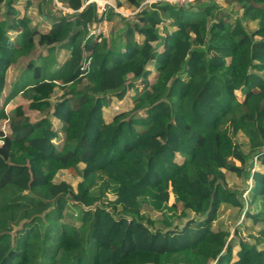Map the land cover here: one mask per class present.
Masks as SVG:
<instances>
[{"label":"trees","instance_id":"obj_1","mask_svg":"<svg viewBox=\"0 0 264 264\" xmlns=\"http://www.w3.org/2000/svg\"><path fill=\"white\" fill-rule=\"evenodd\" d=\"M52 1L36 0L51 20L40 31L16 0H0V99L7 70L32 54L3 101L22 91L26 106L8 114L0 105L9 129L0 131V264H264V172L253 169L264 166V0H125L138 8L132 18L110 7L99 16L85 0H57L72 12L54 17ZM103 19L121 25L91 35ZM149 62L157 75L137 89ZM130 89L132 107L105 121L103 109ZM63 169L78 173L75 189L54 180ZM226 171L250 180L247 199ZM69 201L81 207L76 224L63 220ZM143 205L193 217L159 228ZM222 205L261 236L228 239L214 227Z\"/></svg>","mask_w":264,"mask_h":264},{"label":"rangeland","instance_id":"obj_2","mask_svg":"<svg viewBox=\"0 0 264 264\" xmlns=\"http://www.w3.org/2000/svg\"><path fill=\"white\" fill-rule=\"evenodd\" d=\"M26 1L27 0H16L15 5L17 9H19L21 12H26L27 14H29L30 17L32 18V22L35 24V26L40 31L48 30L51 25V20L41 17L40 13L38 12V9L35 6L36 0H32L29 7L26 8V11H24ZM152 1H155V0H152ZM166 1L170 3H176L179 5L185 3V1H173V0H166ZM214 1L217 2L222 8L223 7L226 8L228 6L227 0H214ZM68 9L69 8L63 6L59 1L53 0L52 3L49 5V8H47L46 10L48 11V13H50L54 17H59L63 14L72 12V11H67ZM231 10L232 12L229 17L231 20H233V16H237L239 14L238 8L233 6V9ZM120 14L126 18H132V16L134 15V13L133 14L129 13L128 10L127 11L122 10ZM192 19H195V16H193ZM120 25H121V22L119 21V19H114L113 21L106 20L102 25V34L106 36L111 30L115 31L117 27H120ZM246 26L248 30H252L255 28V22H252V21L247 22ZM31 55L20 57L17 60V62L7 70L6 83H5L3 93H2V97L0 99V105L3 104L4 97L9 91L10 84L18 78L19 74L21 73V70L24 67V63L27 60V57H30ZM66 56H67V52L65 50L60 49L58 53L59 61L64 60ZM147 68L150 69L151 72L146 81H142L140 79H132L133 83L137 85V89H140L142 85L148 86L150 83L154 81L157 75V72L154 69L152 62H149L147 64ZM24 76L25 75L20 76V79L18 80L16 84L17 87L24 80ZM129 78L131 79L132 76L130 75ZM58 94L59 93L57 91L56 95ZM133 95H134V90L130 89L126 92L125 96L120 100L113 97L110 105L103 109V116H104L105 121L107 122L110 121L111 118L114 116V114L118 112L129 110L132 107ZM236 95L239 98V100L243 99V96L239 91H236ZM18 104H23L24 106H26L27 104V99L25 98L24 93L22 91H20L17 94V96H14L13 98H11L6 104H3V108L8 114H11L13 113L14 107ZM36 114L37 112L35 111L29 112L31 119H34L36 117ZM52 123H53L52 125L58 130V138L55 139V144L57 146H60L62 143L63 137H64L62 131H60V122H58L55 119H52ZM0 131H2L3 133H7L9 131L6 120H2L0 122ZM235 140L237 143L240 144L243 150L246 151L248 149L247 138L242 133H238L235 136ZM176 161L180 162L181 158L177 156ZM235 164L238 165V162L235 161ZM253 169L264 172V166L259 165L258 162L256 161H254L253 163ZM54 180L56 182L62 181V180L66 181L75 189L78 181L80 180V177L78 173L73 169H68V170L63 169L55 173ZM226 181H227V185L229 188L242 191V196L244 197V199H247L248 189L246 188L247 190L246 189L244 190V188L246 185L249 186L250 180H247V182H245L243 181L241 176L235 174L234 172L226 171ZM112 198H113L112 194L107 193L104 195L102 199L103 201L106 202V201L111 200ZM172 202H173V196L170 195L168 203L171 204ZM80 208L81 207L78 206L75 202L69 201L67 208L64 212L63 220L68 223H75V224L78 223L77 215L80 211ZM180 211H181V207L180 205H178L176 209V214L167 213L165 217L163 216L162 212L155 211L147 205H143L142 207V212L147 217L152 219L154 221L155 226L159 228H165V225L163 224V221L165 220V218L170 220V222H172L173 224L179 225L181 224V222L185 221L187 218L193 217V213L189 211H186L185 215L180 217L179 216ZM214 227H219L222 230L228 231V234H229L228 239L229 238L237 239V236H238V237H242L243 239L249 240V239H252L251 238L252 236H261L258 232L260 229V226L250 225L249 221L246 219L243 213H241L238 210V208L232 207V206H226V205L221 206V208L219 209L217 218L215 219ZM263 236H264V233H263ZM234 244H235L234 251H236L237 245H236L235 240H234ZM259 247H264V243H261ZM179 264H182V263H179ZM210 264H213V262H211Z\"/></svg>","mask_w":264,"mask_h":264},{"label":"built area","instance_id":"obj_3","mask_svg":"<svg viewBox=\"0 0 264 264\" xmlns=\"http://www.w3.org/2000/svg\"><path fill=\"white\" fill-rule=\"evenodd\" d=\"M152 0H145L143 3H149ZM173 1H191V0H173ZM88 3H95L96 6V12L98 13L99 16H101L107 9V7H112L113 10L117 11L118 10L110 5V3H108L107 0H85L84 4H88ZM138 10V8H135V10H133L132 12H130L131 14L135 13ZM72 11V10H71ZM120 12V11H119ZM106 20L103 19L102 21L93 23L90 27H89V33L91 35H98L100 33H102V25Z\"/></svg>","mask_w":264,"mask_h":264},{"label":"crops","instance_id":"obj_4","mask_svg":"<svg viewBox=\"0 0 264 264\" xmlns=\"http://www.w3.org/2000/svg\"><path fill=\"white\" fill-rule=\"evenodd\" d=\"M108 1V3H110V5H112V6H114L117 10H118V12L119 13H121L122 12V10H124V11H127L128 10V12L130 13V12H132L133 10H135V7H130V6H126V3H125V0H107ZM110 8H112L111 6H110ZM113 9V8H112ZM67 11H71L70 9H68ZM113 11H115V10H113ZM116 12V11H115ZM22 13V12H21ZM65 50L66 52H67V56L65 57V59L68 57V51H67V49L66 48H64V47H59V48H57V58H58V53H59V50ZM64 59V60H65ZM59 60V59H58ZM64 60H61L60 62H62V61H64Z\"/></svg>","mask_w":264,"mask_h":264}]
</instances>
